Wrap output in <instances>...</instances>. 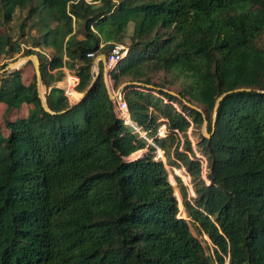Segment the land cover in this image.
I'll return each mask as SVG.
<instances>
[{
	"label": "trees",
	"instance_id": "trees-1",
	"mask_svg": "<svg viewBox=\"0 0 264 264\" xmlns=\"http://www.w3.org/2000/svg\"><path fill=\"white\" fill-rule=\"evenodd\" d=\"M17 12L21 34L39 37L0 30V59L33 47L24 53L40 60L52 112L36 74H0L8 112L32 105L0 130V264H208L192 227L210 239L212 264H264V0H0V27ZM114 43L130 49L111 84L127 83L146 137L118 117L102 63L77 104L58 86L67 68L86 92ZM158 148L192 179L194 195L175 176L187 217Z\"/></svg>",
	"mask_w": 264,
	"mask_h": 264
},
{
	"label": "rangeland",
	"instance_id": "rangeland-1",
	"mask_svg": "<svg viewBox=\"0 0 264 264\" xmlns=\"http://www.w3.org/2000/svg\"><path fill=\"white\" fill-rule=\"evenodd\" d=\"M24 16L25 15L22 12H17L15 14V17H14L13 21L11 23L0 27L1 33L8 32L14 39L15 38L20 39V38H33V37L37 38V37H39V32H38L37 29H34L33 31L29 32L31 29L27 28L26 29V35L23 36L21 34L22 32L20 30V25H21V22L23 21ZM125 44L129 46L128 43H125ZM21 46H22V52L20 54L16 55L13 58H6V59L1 58L0 59V70L2 69V66L4 64L7 65L9 62H11L13 60H16V59H19V58H21V59L24 58L25 56H27V54H25L24 51L26 49H28L29 47L33 48L32 46H28L26 43H22ZM35 49L39 50V51H42L44 53L47 52L45 50H42L41 48H35ZM19 68H22V70H23V74H24L23 75V80H25L26 82L27 81H32L34 74H36L33 62L32 61L29 62V61H25L24 60V63ZM15 69H17V68H15ZM15 69H12V70H15ZM69 79L70 80H74V78L72 76H69ZM62 86H64V85L62 84ZM68 89L75 96H79L78 92L73 91V88L68 87ZM42 92L45 94V86L42 87ZM71 97H73V96H71ZM80 123H83V120H81ZM7 131L8 130H6V132ZM200 133L201 132L199 131V129L193 128V127L190 128L189 131H188V135H189V137L191 138V140L193 142V146H194V149L196 151L197 156L202 158L203 160H206L203 152L201 151V149H199V147L197 145L198 142L200 141ZM202 133H203V128H202ZM143 151H145V150L137 152L136 154H134V156H137V154H142ZM158 154H159V158L164 163V167H165L167 178L171 182V184H172V186L174 188V192H175V194H176V196H177V198L179 200L180 216L187 217V214H186V211H185V207H184V205L182 203V197H181V194H180L178 183L176 181L175 176L181 177V179L183 180L184 184L186 186H188L190 194L194 195V188H193L192 179H191L190 175L188 174V172L186 171L185 168H173V167H171L167 163V160H166V157H165L164 153H161L158 150ZM203 167H204V165H203ZM203 178L206 179L208 182H210L209 178H208V174H207V167H204ZM192 231L200 240H202V243L204 244V246L206 248L205 249L206 250V258L209 259V260L207 259V261H209L208 264H212L211 263V256H212V250L211 249L212 248H210V247H212V244H211L210 239L207 236H205V235H200L199 232H197V230L194 227H192Z\"/></svg>",
	"mask_w": 264,
	"mask_h": 264
},
{
	"label": "built area",
	"instance_id": "built-area-1",
	"mask_svg": "<svg viewBox=\"0 0 264 264\" xmlns=\"http://www.w3.org/2000/svg\"><path fill=\"white\" fill-rule=\"evenodd\" d=\"M88 1H92V0H88ZM101 46H103V44ZM129 49H130L129 46L126 45L125 43H114L112 45V48L110 49L109 53L106 54L107 64H106V68L104 70V75H105L106 81L108 82V84L112 88V91L115 94V99H113V100L116 104L115 105L116 106V113H117L118 117L120 119H122L126 125L131 126L137 132H139L142 136L146 137V133L143 132L141 130V128L136 126V124L132 121L131 113L129 110V105H128L127 100L124 97L122 89L118 90V88H114V86L111 84V81H110V73L116 68V66L119 64V62L127 56V54L129 53ZM88 55L93 57V56H95V53H89ZM99 57H100V55L96 56V58H99ZM68 76H74L76 79L74 81L73 86H72L73 91H75V86L78 84L79 78H78V76H76L75 74H73L71 72L66 73L65 77L67 78ZM61 88L64 89L66 95H68L69 97L73 96V93L66 86H61ZM167 134H168V129H167L166 123L164 122L158 129V135L161 137H165V136H167ZM149 141H150V143H152L153 145L156 146V144L152 140H149ZM158 150L161 153H164V151L162 149L158 148ZM203 165H204V167H207V161L206 160H203Z\"/></svg>",
	"mask_w": 264,
	"mask_h": 264
},
{
	"label": "water",
	"instance_id": "water-1",
	"mask_svg": "<svg viewBox=\"0 0 264 264\" xmlns=\"http://www.w3.org/2000/svg\"><path fill=\"white\" fill-rule=\"evenodd\" d=\"M23 60L25 61H32L33 64H34V68H35V72H36V77H37V84H38V87H39V91H40V97L42 98V101H43V106L44 108L49 111V112H52L50 110V108L48 107L47 105V102H46V98H45V95L44 93L42 92V87L44 86L43 85V82H42V74H41V63H40V60L38 58V56L36 54H30V55H27L25 56L24 58H22ZM21 58L19 59H16V60H13L11 62H9L4 68H2L0 70V74L2 73H5V72H9L11 71L12 69H15V68H19L20 66L19 63H20V60H22ZM103 64L104 66V70L106 68V64H107V58H106V54H101L99 58H96L94 60V67H95V70H96V75L95 77L93 78V81L91 83V85L89 86V88L87 89L86 92L82 93L81 97L76 101L74 102L73 105L77 104L81 99L84 98V96L86 95V93L91 89V86L92 84L95 82V80L99 77L100 75V64ZM107 82V81H106ZM127 83H124L122 86H120L118 88V90L122 89L124 85H126ZM107 87H108V91H109V95L111 97V99H115V94L114 92L112 91V88L110 87V85L108 84L107 82ZM239 89H236L235 91H237ZM232 91H227L225 93H223L222 95L219 96V98L217 99L216 101V105H215V111L217 110L221 100L226 96L228 95L229 93H231ZM171 93L173 94H176L175 92L171 91ZM187 102V101H186ZM193 107L197 108L195 105H193ZM205 118V121H204V125H203V134L207 137H210L211 134L208 132V129H207V120H206V117L204 116Z\"/></svg>",
	"mask_w": 264,
	"mask_h": 264
},
{
	"label": "crops",
	"instance_id": "crops-1",
	"mask_svg": "<svg viewBox=\"0 0 264 264\" xmlns=\"http://www.w3.org/2000/svg\"><path fill=\"white\" fill-rule=\"evenodd\" d=\"M94 69H95V67H94ZM64 71H65V76H66V73L68 72H70V70L69 69H67V68H64ZM63 77V79H62V81H60L59 83H58V86L59 87H61L62 86V84L64 85V86H66L67 88L69 87V81H70V79H69V76L66 78V77ZM73 78H74V80H76L75 79V77L74 76H72ZM66 78V79H65ZM66 80V81H65ZM24 82L26 83V84H29V83H31V81H25L24 80ZM76 92V91H75ZM78 95L79 96H75L74 94H73V97H70V100H71V102L72 103H74V102H76L80 97H81V95H82V93H78ZM32 108V105L31 104H28V103H24L21 107H20V109H13V110H11V111H9L8 112V105L6 104V103H0V130L2 131V133L4 134V135H8V133H9V131H7L6 132V130H8L7 128H6V126H5V117H6V114H8L9 115V117H10V119H12V120H16V119H18V118H24V117H26L27 115H28V113H29V111H30V109ZM137 153V152H136ZM135 153V154H136ZM141 154H137V156H134L133 155V157H138V156H140Z\"/></svg>",
	"mask_w": 264,
	"mask_h": 264
},
{
	"label": "bare ground",
	"instance_id": "bare-ground-1",
	"mask_svg": "<svg viewBox=\"0 0 264 264\" xmlns=\"http://www.w3.org/2000/svg\"><path fill=\"white\" fill-rule=\"evenodd\" d=\"M23 63H24V60L22 59V60H20V63L18 66H21Z\"/></svg>",
	"mask_w": 264,
	"mask_h": 264
}]
</instances>
